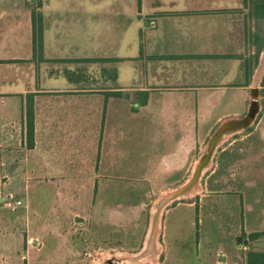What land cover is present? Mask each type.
Wrapping results in <instances>:
<instances>
[{
	"label": "crops",
	"instance_id": "obj_1",
	"mask_svg": "<svg viewBox=\"0 0 264 264\" xmlns=\"http://www.w3.org/2000/svg\"><path fill=\"white\" fill-rule=\"evenodd\" d=\"M256 9L249 0H0V156L17 154L11 169L41 171L51 185H61L62 172L91 171L92 185L109 187L99 171L113 164L114 141L142 138L141 202H176L151 212L142 264H168V238L170 264H246L240 249L253 250L234 239L257 232L246 220L257 219L258 180L196 184L193 175L196 153L219 128L220 153L233 140L240 170H264V18ZM223 199L238 208L221 210ZM210 223L228 228L222 259L201 249Z\"/></svg>",
	"mask_w": 264,
	"mask_h": 264
},
{
	"label": "rangeland",
	"instance_id": "obj_2",
	"mask_svg": "<svg viewBox=\"0 0 264 264\" xmlns=\"http://www.w3.org/2000/svg\"><path fill=\"white\" fill-rule=\"evenodd\" d=\"M228 142L231 145L226 147L224 153L219 151L226 143L214 151L208 166L200 172V178L235 180L252 177L258 180L259 192L257 200L253 202L257 219L246 221L248 224L257 223L255 229L262 235L251 242L247 239L251 233L242 232L240 235L248 241L246 246L250 249L264 251V218L260 215L264 209V170H240L236 143L233 140ZM205 147L207 144L196 153V165L205 153ZM109 148L112 146L109 145ZM15 149H18L17 143ZM142 150V138L114 141L113 153H109V160L113 164L107 170L99 171L100 174L105 173V177L98 182L109 187L92 185L97 172L91 171L62 172L61 185H51L49 181L42 180L41 171L11 169L13 160L19 157L17 154L0 156V160L7 158L10 162L0 165V260L3 264H142V252L148 248L146 240L148 228L151 230V212L159 205L163 213L176 203L141 202L142 188L138 179L141 176ZM247 153L243 151L244 157L249 158ZM194 189L198 192L199 186L196 185ZM222 189L234 190L233 187ZM17 201L20 205L15 210L7 206ZM208 203L212 207L215 205L212 200H208ZM218 207L235 211L238 202L223 199ZM238 221V218L230 220L236 226ZM227 229H217L216 224L211 223L206 225L203 233L210 240L206 243L202 236V251L207 250L214 259H222L216 253L227 251L232 244L230 237L229 244L226 240L222 241L226 238L224 230ZM157 232H160L159 224ZM167 242L171 249L168 252L170 264L174 243L169 238ZM240 250L243 258L247 251ZM235 260L238 262L240 259L236 257Z\"/></svg>",
	"mask_w": 264,
	"mask_h": 264
},
{
	"label": "trees",
	"instance_id": "obj_3",
	"mask_svg": "<svg viewBox=\"0 0 264 264\" xmlns=\"http://www.w3.org/2000/svg\"><path fill=\"white\" fill-rule=\"evenodd\" d=\"M36 3H40L41 0H35ZM246 1V0H244ZM251 3L256 5V13L259 17L264 18V0H249ZM32 16V24L34 26V44L40 46L41 42V16L34 12ZM261 86L264 88V75L261 81ZM26 144L28 148L33 146L32 137V121L31 119L27 121V138ZM262 233H252L248 236L249 242L258 239ZM246 264H264V251H247L245 254Z\"/></svg>",
	"mask_w": 264,
	"mask_h": 264
},
{
	"label": "water",
	"instance_id": "obj_4",
	"mask_svg": "<svg viewBox=\"0 0 264 264\" xmlns=\"http://www.w3.org/2000/svg\"><path fill=\"white\" fill-rule=\"evenodd\" d=\"M224 133H226V131H224L222 128H219V129H217L214 132V134L212 135V138L209 140V142L207 144V148H209L208 150L210 151V156H207V157H209V160L211 159L212 154L214 153V151L218 148V144L220 143L222 135ZM212 142H213V144H212L213 147L211 146L212 148H210L209 146H210V144ZM203 157L207 158L206 156L203 155L202 158H201L200 163L197 165V167H196V169L194 171L193 178H194L196 184H197L198 180L201 179L200 175H201L202 172L200 173V170H201L202 166L204 165V162H202L203 161ZM186 190H187L186 186L180 187L178 189V193L175 194L174 196L175 197H180L182 194H184L183 191L185 192ZM236 242L247 244V240H243L240 237L237 238Z\"/></svg>",
	"mask_w": 264,
	"mask_h": 264
},
{
	"label": "built area",
	"instance_id": "obj_5",
	"mask_svg": "<svg viewBox=\"0 0 264 264\" xmlns=\"http://www.w3.org/2000/svg\"><path fill=\"white\" fill-rule=\"evenodd\" d=\"M20 205V202H14V203H8L7 206L11 209V210H15V208ZM87 256H90V254L86 253Z\"/></svg>",
	"mask_w": 264,
	"mask_h": 264
},
{
	"label": "bare ground",
	"instance_id": "obj_6",
	"mask_svg": "<svg viewBox=\"0 0 264 264\" xmlns=\"http://www.w3.org/2000/svg\"><path fill=\"white\" fill-rule=\"evenodd\" d=\"M212 144H213V142L210 144V146H209L210 148L213 147ZM211 146H212V147H211ZM208 149H209V148H208ZM205 156H206V157H207V156H210V151H209V150L207 151V154H206ZM204 160H205V161L209 160V157H207V158L203 157V161H202V162H204ZM200 172H201V170H200Z\"/></svg>",
	"mask_w": 264,
	"mask_h": 264
}]
</instances>
